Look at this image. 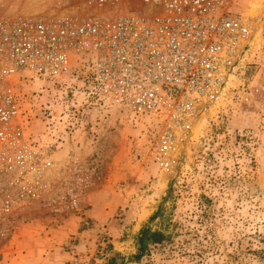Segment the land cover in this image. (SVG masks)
Listing matches in <instances>:
<instances>
[{"label": "rangeland", "instance_id": "374dc122", "mask_svg": "<svg viewBox=\"0 0 264 264\" xmlns=\"http://www.w3.org/2000/svg\"><path fill=\"white\" fill-rule=\"evenodd\" d=\"M254 1L232 8L245 6L255 27L246 75L179 142L171 171L153 157L156 121L98 99L78 59L60 83L14 81L48 185L0 219V264H264V4L252 18ZM21 2L10 1V13L73 10ZM146 227L163 241L128 262Z\"/></svg>", "mask_w": 264, "mask_h": 264}, {"label": "built area", "instance_id": "2783aa9c", "mask_svg": "<svg viewBox=\"0 0 264 264\" xmlns=\"http://www.w3.org/2000/svg\"><path fill=\"white\" fill-rule=\"evenodd\" d=\"M10 1L0 0V219L48 185L16 79L60 83L74 60L88 65L98 99L156 121L153 157L168 172L179 142L248 70L254 23L232 8L249 0H60L73 10L54 16L10 13Z\"/></svg>", "mask_w": 264, "mask_h": 264}, {"label": "trees", "instance_id": "16d2710c", "mask_svg": "<svg viewBox=\"0 0 264 264\" xmlns=\"http://www.w3.org/2000/svg\"><path fill=\"white\" fill-rule=\"evenodd\" d=\"M163 239L164 235L162 233L153 232L149 227L144 228L138 236V253L128 262H139L146 255L150 243H161Z\"/></svg>", "mask_w": 264, "mask_h": 264}, {"label": "bare ground", "instance_id": "6f19581e", "mask_svg": "<svg viewBox=\"0 0 264 264\" xmlns=\"http://www.w3.org/2000/svg\"><path fill=\"white\" fill-rule=\"evenodd\" d=\"M46 2V1H45ZM52 3V2H51ZM264 4V0H255L254 3L251 5L252 8V18H256L259 16L258 9H261ZM229 86V85H228ZM197 125L193 127V131H196ZM180 147V146H179ZM178 147V151L180 148Z\"/></svg>", "mask_w": 264, "mask_h": 264}]
</instances>
